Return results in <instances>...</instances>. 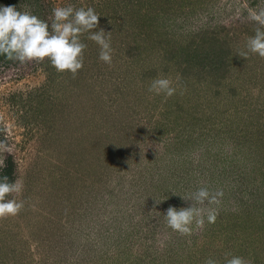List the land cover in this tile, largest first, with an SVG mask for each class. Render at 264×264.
<instances>
[{
	"label": "rangeland",
	"instance_id": "rangeland-1",
	"mask_svg": "<svg viewBox=\"0 0 264 264\" xmlns=\"http://www.w3.org/2000/svg\"><path fill=\"white\" fill-rule=\"evenodd\" d=\"M69 4L100 16L111 64L87 32L75 76L0 55V177L23 184L0 264H264V58L237 55L264 0H0L49 26ZM158 75L173 96L148 91ZM202 186L223 192L215 221L173 231Z\"/></svg>",
	"mask_w": 264,
	"mask_h": 264
},
{
	"label": "clouds",
	"instance_id": "clouds-1",
	"mask_svg": "<svg viewBox=\"0 0 264 264\" xmlns=\"http://www.w3.org/2000/svg\"><path fill=\"white\" fill-rule=\"evenodd\" d=\"M18 11L14 6H0V55L21 64L29 61L48 59L57 72H70L75 76L83 67V52L87 45L80 40V35L90 33L88 39L95 42L99 48V60L111 64L112 48L110 45L111 32L104 29L93 31L98 27L99 15L92 7L76 8L74 5L57 6L52 9L49 17L51 25L41 20L27 10ZM248 19L255 22L257 27L254 35L246 41V51L237 55L247 59L249 53L264 58V7L248 10ZM51 29V30H49ZM150 93L163 94L166 98L176 93L173 80L163 75L154 78L148 88ZM7 144L0 141V153H7ZM4 159H0V167H4ZM23 190L19 179L10 183L7 176L0 177V218L15 216L23 208V202L15 196ZM222 190L210 191L208 187H199L185 201H191L186 208L169 207L164 215L166 223L173 231L181 235L191 234L193 224L202 228L205 223V213L208 222L216 219V209L208 205H218ZM12 197L8 199V197ZM204 264H218L209 257ZM224 264H251L244 257L225 253Z\"/></svg>",
	"mask_w": 264,
	"mask_h": 264
},
{
	"label": "trees",
	"instance_id": "trees-1",
	"mask_svg": "<svg viewBox=\"0 0 264 264\" xmlns=\"http://www.w3.org/2000/svg\"><path fill=\"white\" fill-rule=\"evenodd\" d=\"M186 56H187L188 58H193V57H197V58H199L197 52L194 51V50H189V51L187 52Z\"/></svg>",
	"mask_w": 264,
	"mask_h": 264
}]
</instances>
